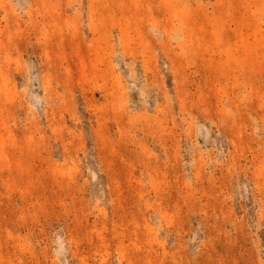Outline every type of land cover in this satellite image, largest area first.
<instances>
[{
    "label": "rangeland",
    "instance_id": "rangeland-1",
    "mask_svg": "<svg viewBox=\"0 0 264 264\" xmlns=\"http://www.w3.org/2000/svg\"><path fill=\"white\" fill-rule=\"evenodd\" d=\"M0 264H264V0H0Z\"/></svg>",
    "mask_w": 264,
    "mask_h": 264
}]
</instances>
